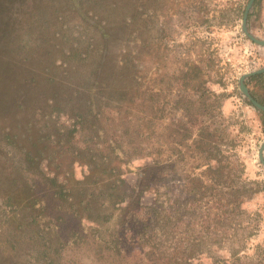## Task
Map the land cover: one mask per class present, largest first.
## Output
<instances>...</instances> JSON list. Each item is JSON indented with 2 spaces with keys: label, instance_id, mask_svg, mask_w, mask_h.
Instances as JSON below:
<instances>
[{
  "label": "rangeland",
  "instance_id": "rangeland-1",
  "mask_svg": "<svg viewBox=\"0 0 264 264\" xmlns=\"http://www.w3.org/2000/svg\"><path fill=\"white\" fill-rule=\"evenodd\" d=\"M127 82L160 87L166 112L142 146L153 152L119 167L112 147L138 145L119 137ZM178 93L216 128L224 182L202 173ZM179 119L193 126L181 147ZM236 188L251 193L234 208ZM261 253L264 0H0V264H257Z\"/></svg>",
  "mask_w": 264,
  "mask_h": 264
},
{
  "label": "trees",
  "instance_id": "trees-1",
  "mask_svg": "<svg viewBox=\"0 0 264 264\" xmlns=\"http://www.w3.org/2000/svg\"><path fill=\"white\" fill-rule=\"evenodd\" d=\"M187 70L189 71H193L194 73H192V78L191 79H195L196 81H198L199 83H201L200 80V73H201V69L199 67H192L189 69V67L187 68ZM186 75V73L184 74ZM135 78V77H134ZM164 80V71L162 70V72L160 73L159 79L158 81L161 83ZM129 85L125 86L124 89H121L120 91V97L122 99V103L124 104H119V108L120 111L123 114H127V116L122 117V125L125 126V129H122L121 134L119 135V137L121 138H125L126 142H131V141H136L137 142V147L134 150H137L136 153L134 150H129V149H125L124 147H120V146H113L111 149V154L114 155L115 159L118 160L119 162V167H121V164L124 163V156H131V154H138L140 151H147V152H153L152 149H145L146 147H142V146H148L149 143V139L152 136V124L154 123V117H156L154 114V111L157 112V114H159V116H157L158 118L162 119V117H164V114L166 112L165 108H162L163 106H165L164 102H161L159 100V92H160V87H151L149 89V87H143L141 86V83L138 85L136 83V87L132 86V88L130 87V83L127 82ZM126 83V84H127ZM135 83V82H134ZM134 85V84H133ZM196 90H201V84H199L198 86L195 85ZM130 89V90H129ZM204 92V91H203ZM203 92L200 94L201 96L203 95ZM199 95V97H200ZM157 99V103L156 100ZM180 100H182V96L180 93H178V95L176 96V99L174 101V105L178 108L181 109V116L183 119H186L187 123H191L192 125L195 124L196 125V130H197V134L196 136L193 137V142L194 145L201 151L200 156H202L201 158L204 159V161H206L205 164L202 165V173H204L205 171H213L214 169V173H216V175L219 177V179H216L219 183L220 182H224L223 179H221V177L223 176V174H221L223 168H224V163L222 162V157L223 156H218L217 153H214V149L213 146H211V141L208 139V137H210L213 133H215L216 128L214 127L212 131H210L209 129V125L203 124V121L200 120V117H196L192 110L194 104L192 101H190V103L186 104V103H181L183 105V107H180L178 105ZM161 103H160V102ZM159 104V105H157ZM122 108V109H121ZM198 108V107H197ZM203 110H205L203 108ZM204 114V113H202ZM160 127H162L163 129H167L168 128V123H167V127L163 126L161 123ZM182 124V119L177 120L174 123V136H175V140L174 143L177 147H181L183 143L186 142L187 139H191L192 138V128L193 126L189 125V126H180ZM179 126L181 128H179ZM132 127V128H131ZM163 135V134H162ZM122 143L125 144V142L120 141ZM162 142H165V140H162ZM152 145V144H151ZM147 154H152V153H147ZM153 163L155 164V166H151L146 168V170L143 172L144 178L149 177L151 175V173L153 172V168H156V163L157 159L153 158ZM211 161H214L216 164V167H212L213 165H211ZM119 167H117V171L119 170ZM113 169H116V167ZM110 169V170H113ZM195 169H199V166L196 165ZM93 171V169H90V171ZM108 171L109 173L111 171ZM93 174V173H91ZM90 175V177H93V181L92 184L90 185H94L95 187L100 185L102 183V179H100V177H98L96 174L94 175ZM102 174H107V169H105ZM199 174V173H197ZM228 173H226L227 176ZM89 177V176H88ZM86 178V176H85ZM117 181L123 186L124 185V180L120 177L117 178ZM78 184H82V183H78ZM85 185V184H83ZM83 185L79 186L78 190H81L80 192L84 193L82 191L81 188H83ZM205 187V186H203ZM209 188H212L211 186H206L204 191H207ZM75 189H69V191H73ZM245 189H240V188H236L234 191H232L231 195L233 194L232 199L228 202L231 204H234V208H237V206H239V204L241 203V200L238 198L239 196H245L244 194H248L250 195L251 192H248V190ZM241 193V194H240ZM246 197V196H245ZM6 200L8 202L9 199L6 198ZM119 201H123V199H119ZM223 203V202H220ZM219 206H223L222 204ZM240 225V224H238ZM264 253H261L260 255L263 256ZM239 257H236L234 259L231 260H224V261H218L217 264H235L236 260ZM239 260H237L236 264L238 263ZM264 260L260 259L257 264H263ZM185 264H195L190 260V257H188V260H185Z\"/></svg>",
  "mask_w": 264,
  "mask_h": 264
},
{
  "label": "water",
  "instance_id": "water-1",
  "mask_svg": "<svg viewBox=\"0 0 264 264\" xmlns=\"http://www.w3.org/2000/svg\"><path fill=\"white\" fill-rule=\"evenodd\" d=\"M253 0H250V3L252 2ZM242 87H244L243 85H242Z\"/></svg>",
  "mask_w": 264,
  "mask_h": 264
}]
</instances>
